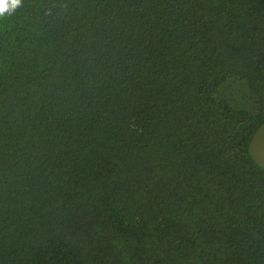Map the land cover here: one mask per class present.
<instances>
[{"label":"trees","instance_id":"obj_1","mask_svg":"<svg viewBox=\"0 0 264 264\" xmlns=\"http://www.w3.org/2000/svg\"><path fill=\"white\" fill-rule=\"evenodd\" d=\"M264 0H24L0 19V264H264Z\"/></svg>","mask_w":264,"mask_h":264},{"label":"rangeland","instance_id":"obj_2","mask_svg":"<svg viewBox=\"0 0 264 264\" xmlns=\"http://www.w3.org/2000/svg\"><path fill=\"white\" fill-rule=\"evenodd\" d=\"M250 151L259 164L264 167V124L254 135L250 144Z\"/></svg>","mask_w":264,"mask_h":264},{"label":"clouds","instance_id":"obj_3","mask_svg":"<svg viewBox=\"0 0 264 264\" xmlns=\"http://www.w3.org/2000/svg\"><path fill=\"white\" fill-rule=\"evenodd\" d=\"M24 6V0H0V19L14 15Z\"/></svg>","mask_w":264,"mask_h":264}]
</instances>
